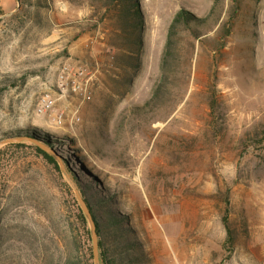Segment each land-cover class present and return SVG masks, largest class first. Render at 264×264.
<instances>
[{"label": "rangeland", "instance_id": "1", "mask_svg": "<svg viewBox=\"0 0 264 264\" xmlns=\"http://www.w3.org/2000/svg\"><path fill=\"white\" fill-rule=\"evenodd\" d=\"M137 4L133 51L117 3L0 0V264H91L90 225L67 179L39 140L1 136L16 129L66 136L62 161L109 197L146 264H264V0ZM181 10L205 20L184 15L166 94L150 103ZM65 63L87 69L92 98L39 112Z\"/></svg>", "mask_w": 264, "mask_h": 264}, {"label": "trees", "instance_id": "2", "mask_svg": "<svg viewBox=\"0 0 264 264\" xmlns=\"http://www.w3.org/2000/svg\"><path fill=\"white\" fill-rule=\"evenodd\" d=\"M108 4L117 3V20L121 26V31L123 33L124 39L128 40L129 48L131 50H136V46L142 42V29H143V16L141 14V10L138 7L137 0H105ZM190 15L193 20L198 22V25H201L205 18L198 17L192 14L191 12H187L185 10H181L177 12L173 20L171 21L168 28V38L166 41V50L162 56L161 61V69L162 74L160 76V80L156 87L154 88L153 94L149 100L150 103H155L156 100L162 99L165 96V88H166V79H167V70L165 68L168 61V52L172 49V37L175 34V31L179 27L180 23L189 22L188 18L184 15ZM165 79V81H164ZM17 80H14L16 83ZM4 127V126H2ZM4 138L10 137H33V139L39 140V143L48 147L52 151H54L63 161L64 156L59 151L58 145H61L64 140H66V136H54L47 132L40 133L38 135L30 133L25 130H12L9 133L2 134ZM25 143L21 142H11L10 145H21ZM36 151L39 154H42L44 158H46L49 163L56 166L55 160L52 156L44 152L41 148H39L36 144H32ZM65 162V161H64ZM75 173L76 171L73 170ZM85 182V181H84ZM81 180V186L83 187V191H86L88 196V205L90 207L91 213L95 219L97 226V234H98V243H99V255L102 261V264H146L147 257L140 258L137 254H134L133 251L138 246V242L131 237V233L129 229L123 228L122 223L124 220L119 219L117 221L116 216L111 211V207L109 205V197L103 194L102 196L98 195V191L90 192L89 185ZM1 206V200H0ZM106 213L108 216H106ZM78 219L82 221L84 225H86V220L81 212L78 209ZM224 225L227 229L228 239H231V230L228 227L227 218L223 217ZM116 225V226H115ZM110 227V229H109ZM112 227V228H111ZM0 235H2V228L0 230ZM86 235H88V240L90 239L89 232L86 231ZM89 258L91 260V264H95L92 249L89 251ZM60 260V259H59ZM70 259H67L66 264H71L74 262H70ZM42 264H55L52 258L49 260L43 261Z\"/></svg>", "mask_w": 264, "mask_h": 264}, {"label": "built area", "instance_id": "3", "mask_svg": "<svg viewBox=\"0 0 264 264\" xmlns=\"http://www.w3.org/2000/svg\"><path fill=\"white\" fill-rule=\"evenodd\" d=\"M91 77L82 65L63 64L57 72L54 91L43 94L40 99L38 111L45 112L52 108L57 99L67 95L75 96L83 101L92 98Z\"/></svg>", "mask_w": 264, "mask_h": 264}, {"label": "water", "instance_id": "4", "mask_svg": "<svg viewBox=\"0 0 264 264\" xmlns=\"http://www.w3.org/2000/svg\"><path fill=\"white\" fill-rule=\"evenodd\" d=\"M36 144L44 152H46L47 154H49L50 156L54 158L55 163H56V166L55 165L54 166L56 170L59 171L67 179L69 186L72 189L74 196L76 197L90 225V237L92 241V253H93L94 262L96 264H102V261L99 255V243H98L96 222L91 213L90 207L86 201V196L83 190L81 189L78 179L73 175L71 169L68 166H66L64 162L62 161V159L58 155H56L51 149L39 143H36Z\"/></svg>", "mask_w": 264, "mask_h": 264}]
</instances>
